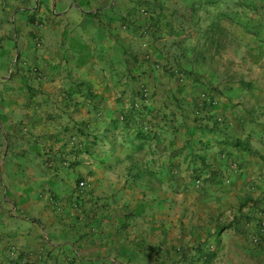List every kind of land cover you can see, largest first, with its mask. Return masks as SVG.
<instances>
[{
  "label": "crops",
  "instance_id": "0c3cea01",
  "mask_svg": "<svg viewBox=\"0 0 264 264\" xmlns=\"http://www.w3.org/2000/svg\"><path fill=\"white\" fill-rule=\"evenodd\" d=\"M95 11L0 0V264H264V66L207 89Z\"/></svg>",
  "mask_w": 264,
  "mask_h": 264
},
{
  "label": "rangeland",
  "instance_id": "374dc122",
  "mask_svg": "<svg viewBox=\"0 0 264 264\" xmlns=\"http://www.w3.org/2000/svg\"><path fill=\"white\" fill-rule=\"evenodd\" d=\"M63 1L95 8L104 21H120L133 31L139 43L162 39L165 51L180 55V73L207 89L237 82L264 66V44L250 40L264 29L239 26L240 20L249 17L241 10L247 0ZM183 69L192 73L188 75Z\"/></svg>",
  "mask_w": 264,
  "mask_h": 264
},
{
  "label": "trees",
  "instance_id": "16d2710c",
  "mask_svg": "<svg viewBox=\"0 0 264 264\" xmlns=\"http://www.w3.org/2000/svg\"><path fill=\"white\" fill-rule=\"evenodd\" d=\"M89 13L92 14L93 12H89ZM183 72L186 73V74H188V75H190L192 73V71H190V70H184V69H183ZM237 83H239L241 85H246L247 84V83H245L243 81V79H238ZM231 84H232V82H226L225 85H226V87H231ZM246 86L247 87H250L249 83ZM139 98L144 99L145 98V95L142 94V93H139ZM141 113H142L141 111H139V112L135 111V103L133 102L131 104V109L129 111L123 113V122H124L125 127H128L130 125V123L136 121L137 117H140L141 116ZM146 132L148 133L149 131L144 130V131L138 132L137 137H147L145 135V134H147ZM202 164H203V167H206V164L204 162ZM198 176H200L199 173L196 175V177L198 178ZM215 176H217V173L210 172L208 174V176H207V180L212 181Z\"/></svg>",
  "mask_w": 264,
  "mask_h": 264
},
{
  "label": "built area",
  "instance_id": "2783aa9c",
  "mask_svg": "<svg viewBox=\"0 0 264 264\" xmlns=\"http://www.w3.org/2000/svg\"><path fill=\"white\" fill-rule=\"evenodd\" d=\"M85 185H86V183H85L84 180H80V181H79V187L84 188Z\"/></svg>",
  "mask_w": 264,
  "mask_h": 264
}]
</instances>
